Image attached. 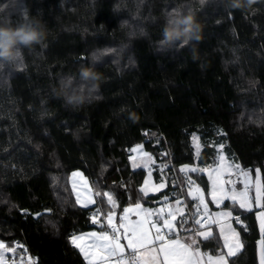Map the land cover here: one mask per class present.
<instances>
[{"label":"trees","instance_id":"trees-1","mask_svg":"<svg viewBox=\"0 0 264 264\" xmlns=\"http://www.w3.org/2000/svg\"><path fill=\"white\" fill-rule=\"evenodd\" d=\"M177 7L195 12L202 38L158 50L165 17ZM32 16L43 20L45 40L23 48L18 67L0 69V239L26 244L37 264H87L69 237L99 227L75 203L71 173L82 170L97 182L95 191L112 192L118 218L134 205L148 173L132 167L128 150L160 146L146 137L163 133L177 163L200 168L215 166L223 143L226 157L264 172V0L235 10L220 0L204 6L199 0H0V22L16 26ZM97 49L104 54L94 65L101 77L95 95L102 99L67 106L57 95L60 78L72 75L79 86V69L93 66L89 54ZM193 133L202 146L199 159ZM154 174L167 178L163 192L171 198L166 172ZM191 176L208 197L206 175ZM161 199L152 193L141 203ZM44 209L51 212L33 216ZM234 214L248 231H241L244 247L230 264H258L257 218L240 209ZM216 247L210 241L202 249Z\"/></svg>","mask_w":264,"mask_h":264},{"label":"snow or ice","instance_id":"snow-or-ice-1","mask_svg":"<svg viewBox=\"0 0 264 264\" xmlns=\"http://www.w3.org/2000/svg\"><path fill=\"white\" fill-rule=\"evenodd\" d=\"M218 134L227 135L223 130H218ZM192 140L199 159L202 147L199 137L193 133ZM216 147L217 156L213 161L215 167H212L211 171L208 167L189 165L178 169L182 174L183 187L181 178L174 177L175 187L179 189L178 193L174 191V203L168 193L163 192L168 186L163 179L153 184L152 168H149V178L145 179L143 186L138 189L136 202L120 210L122 214L119 215L118 222H114L117 220L116 209L119 208L115 195L109 191L93 193L83 173L74 171L72 177H78L83 190L88 193L82 197L80 192H76L75 203L91 211V223L99 225L101 230L81 234L73 232L69 237L71 245L79 250L88 264H230L231 258L237 256L244 247L241 231H248V226L243 223L241 216L233 214L240 209L253 212L257 218L260 231V239L257 241L258 264H264V172L259 167L244 168L234 155L226 157L223 154V143ZM129 153L133 168L151 165L161 174L164 170L174 171L169 163L161 162L157 165L154 158L144 151L142 144L129 149ZM132 153H139L144 158L143 163H137ZM162 155L169 156L170 153L165 152ZM204 172L209 173L208 178L212 181V189L208 193L211 196L210 201H206L204 190L190 175ZM233 175L242 185L240 190L232 185ZM77 183L78 181L73 179V191H76ZM185 188L187 191H184ZM150 192L162 193V206L159 209L142 206L141 201H144ZM181 195L185 200H181ZM187 197L196 202L194 210L186 203ZM105 198L109 206L107 211L100 207L105 203ZM226 201H231L230 210L222 209L215 214L209 212L208 203L228 208ZM256 209L258 211H255ZM21 212L24 215L29 214L26 209ZM131 215H135L137 219L131 220ZM233 224L239 225L240 231L233 227ZM214 227L219 231L214 232ZM221 239L222 244L219 243ZM210 241H216L217 247L202 251V246ZM9 261L12 264H37L36 258L28 254L24 245L0 239V264H9Z\"/></svg>","mask_w":264,"mask_h":264},{"label":"clouds","instance_id":"clouds-1","mask_svg":"<svg viewBox=\"0 0 264 264\" xmlns=\"http://www.w3.org/2000/svg\"><path fill=\"white\" fill-rule=\"evenodd\" d=\"M209 0H199L201 6ZM226 10L245 9L252 5L254 0H220ZM123 22H119L122 24ZM46 38V28L39 16L25 17L24 22L12 26L7 22H0V69L5 65H18L23 48H31L42 44ZM202 38V26L195 12H184L182 8H173L165 17L162 38L158 42V50L172 49L174 46L188 45L191 41H199ZM103 52L93 50L90 55L92 67H81L79 77L81 84L75 86V77L62 76L58 82L57 95L61 97L67 106L72 108L91 104L95 100H101L102 96L95 95L99 92L96 83L101 77L95 71L94 65L101 61ZM91 81L89 86L88 82ZM135 120V116H131Z\"/></svg>","mask_w":264,"mask_h":264},{"label":"built area","instance_id":"built-area-1","mask_svg":"<svg viewBox=\"0 0 264 264\" xmlns=\"http://www.w3.org/2000/svg\"><path fill=\"white\" fill-rule=\"evenodd\" d=\"M145 141L146 142H155V143H158L160 145L158 150H151V151H146V152H148L154 158V160L156 161L157 165H159L161 162H164V163H169L173 167L174 171H169V170H164V171L166 172L167 177H168L172 187L174 188V191L178 193L179 189L175 187V182H174L173 178L174 177H180L181 178V186L183 187L182 174H180L178 172V169L181 168L184 165H189L190 167L193 166V165L192 164H184V163H177L176 162V160L174 158L173 151H172V149L170 147L169 141H168L167 137L163 133H160V134L154 135V136L146 137ZM157 141H159V142H157ZM141 144L144 145L143 143H141ZM135 146H133V147H135ZM133 147H131V148H133ZM165 152L170 153V155L169 156L162 155V153H165ZM128 153H129V150H128ZM184 191H187V188H185ZM181 196H183V195H181ZM183 200H185V197L183 198ZM186 203L190 204L192 206L193 210L195 209L196 202L192 201L190 197H187ZM208 210H209V212L213 213V209L212 208L208 207ZM185 211L187 212L188 209L186 208ZM90 215H92L91 212H90ZM16 242H19L20 244L24 245L27 248V250H28V246L26 244H24L21 241H16ZM28 254L30 256H32L33 258H36V261H37V257L34 256L33 254H31L29 252V250H28Z\"/></svg>","mask_w":264,"mask_h":264},{"label":"crops","instance_id":"crops-1","mask_svg":"<svg viewBox=\"0 0 264 264\" xmlns=\"http://www.w3.org/2000/svg\"><path fill=\"white\" fill-rule=\"evenodd\" d=\"M144 148V147H143ZM144 151H146L145 149H144ZM224 154V153H223ZM133 155V154H132ZM225 155V154H224ZM226 156V155H225ZM149 166H151V165H149ZM212 167H215V166H212ZM211 167V168H212ZM144 168V167H143ZM151 168H152V170H153V175H154V180L156 181V179H155V171H156V169H155V167H153V166H151ZM211 168H208L209 169V171H211ZM75 171H80V172H82L83 173V176H84V178H86L87 180H88V182H89V186L90 187H92V190H93V193H95V189H94V187H93V185H92V182L90 181V179L84 174V172L82 171V170H75ZM74 172V171H73ZM72 172V173H73ZM72 173H71V176H70V182H71V186H72V184H73V179H76L77 181H78V183H77V188H76V191H73L74 192V195H75V197H76V192H80V194H81V196L83 197V196H85V195H88V193H86L84 190H83V186H82V182H79V178L77 177V178H73L72 177ZM204 174L206 175V177H207V179H208V181H209V192H211V189H212V181L211 180H209V178H208V175H209V173L208 172H204ZM215 178V177H214ZM160 179H163L162 178V176L161 177H159V178H157V180L159 181ZM236 187H239V189L238 190H240L241 188L240 187H242V185L241 184H239L238 183V181L236 182ZM167 187H165L164 189H163V191L166 189ZM208 192V193H209ZM150 194H152V193H150ZM191 198V197H190ZM205 198H206V201H210L211 200V196L210 195H208V197H206L205 196ZM130 206V205H129ZM129 206H127V207H129ZM142 206L144 207V208H150V207H148V206H145V205H143L142 204ZM208 207H210V208H212L213 209V214H215L216 212H219V211H221L222 209L224 210V211H227V210H230L229 208H220V207H217L215 204H213V203H208ZM159 208V206L157 205L156 207H153V209L154 210H156V209H158ZM255 211H258V209H256ZM234 214V213H233ZM235 215V214H234ZM137 219V217L134 215V218L133 219H131V220H136ZM233 227H235L236 228V226H235V224H233ZM215 228V227H214ZM213 228V229H214ZM218 231H219V229L218 228H216ZM101 229L100 228H93V229H90V230H88V231H85V232H82V233H89V232H93V231H100ZM238 230V229H237ZM239 231V230H238ZM79 234H81V233H79ZM123 242V241H122ZM223 242V241H222ZM202 251H203V249H202ZM241 252V251H240ZM86 261V260H85ZM87 262V261H86ZM11 264H12V262H10ZM87 264H88V262H87Z\"/></svg>","mask_w":264,"mask_h":264},{"label":"rangeland","instance_id":"rangeland-1","mask_svg":"<svg viewBox=\"0 0 264 264\" xmlns=\"http://www.w3.org/2000/svg\"><path fill=\"white\" fill-rule=\"evenodd\" d=\"M197 135V134H196ZM198 136V135H197ZM199 137V136H198ZM192 142H193V140H192ZM193 146H194V149H195V145H194V143H193ZM201 152V151H200ZM195 155H196V149H195ZM133 156L136 158V162L137 163H143V160H144V158L139 154V153H133ZM197 157V156H196ZM132 164H133V161H132ZM193 166H195V167H198L197 165H193ZM144 168H146V169H148V173H149V168H151V166H149V167H144ZM204 168V167H203ZM208 168H211V167H208ZM148 173H147V176H146V178L145 179H148L149 178V176H148ZM163 178V180L165 181V183L168 185V181H167V178L166 177H162ZM151 179H152V182H153V184H155V183H158L159 181L158 180H154V175H153V170H152V176H151ZM241 180L243 179L242 177L240 178ZM236 182H237V179H236V176L235 175H233V177H232V185H235L236 184ZM143 186V185H142ZM236 186V185H235ZM201 188V187H200ZM240 188H242V187H240ZM202 189V188H201ZM237 189H239V187H237ZM150 193H152V192H150ZM149 193V194H150ZM173 198V196H171V198L170 199H172ZM180 198H181V200H183V196H180ZM172 202L174 203V199H172ZM159 206V208L162 206V199H161V201L158 203V204H155V205H153V206H151V205H148V207H150L151 209H153V207H156V206ZM158 208V209H159ZM186 210V209H185ZM134 218V215H131L130 216V219H133ZM114 222H118V218H117V220L116 221H114ZM11 261H9V264H11L10 263Z\"/></svg>","mask_w":264,"mask_h":264},{"label":"water","instance_id":"water-1","mask_svg":"<svg viewBox=\"0 0 264 264\" xmlns=\"http://www.w3.org/2000/svg\"><path fill=\"white\" fill-rule=\"evenodd\" d=\"M51 211L50 210H48V209H44V210H42V211H39V212H36V213H34V217L35 218H39L40 216H42L43 214H46V213H50ZM37 213H42V215H39V216H37L36 214ZM97 227H99V225H96Z\"/></svg>","mask_w":264,"mask_h":264}]
</instances>
